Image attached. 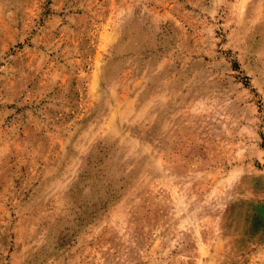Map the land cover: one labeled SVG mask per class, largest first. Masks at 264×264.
Instances as JSON below:
<instances>
[{
    "label": "rangeland",
    "instance_id": "rangeland-1",
    "mask_svg": "<svg viewBox=\"0 0 264 264\" xmlns=\"http://www.w3.org/2000/svg\"><path fill=\"white\" fill-rule=\"evenodd\" d=\"M0 264H264V0H0Z\"/></svg>",
    "mask_w": 264,
    "mask_h": 264
}]
</instances>
